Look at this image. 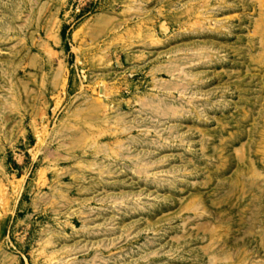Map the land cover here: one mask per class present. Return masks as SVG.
<instances>
[{
  "label": "rangeland",
  "instance_id": "obj_1",
  "mask_svg": "<svg viewBox=\"0 0 264 264\" xmlns=\"http://www.w3.org/2000/svg\"><path fill=\"white\" fill-rule=\"evenodd\" d=\"M0 264H264V0H0Z\"/></svg>",
  "mask_w": 264,
  "mask_h": 264
}]
</instances>
